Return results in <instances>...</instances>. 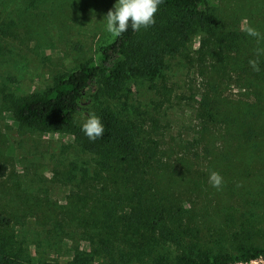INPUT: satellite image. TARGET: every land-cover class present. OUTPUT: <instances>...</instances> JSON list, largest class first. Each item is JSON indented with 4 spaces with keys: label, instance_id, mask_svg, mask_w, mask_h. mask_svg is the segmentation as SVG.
<instances>
[{
    "label": "trees",
    "instance_id": "trees-1",
    "mask_svg": "<svg viewBox=\"0 0 264 264\" xmlns=\"http://www.w3.org/2000/svg\"><path fill=\"white\" fill-rule=\"evenodd\" d=\"M226 15L208 0H163L155 25L129 27L96 59L56 75L46 91L10 101L18 124L67 133L92 160L72 175L71 192L51 222L50 233L70 243L73 255L65 264H231L264 253L247 242L264 218V194L249 190L264 171V55L259 72L249 65L264 40L238 28L236 11ZM249 24L264 35V23ZM196 38L188 61L203 82L190 109L197 131L165 146L159 111L172 89L164 73ZM136 81L161 95L151 112L130 104ZM231 86L243 93L227 96ZM91 112L104 125L95 141L81 130ZM213 171L223 177L220 189L206 181ZM11 221L0 210V231ZM13 244L12 237L0 238V264H17Z\"/></svg>",
    "mask_w": 264,
    "mask_h": 264
},
{
    "label": "rangeland",
    "instance_id": "rangeland-1",
    "mask_svg": "<svg viewBox=\"0 0 264 264\" xmlns=\"http://www.w3.org/2000/svg\"><path fill=\"white\" fill-rule=\"evenodd\" d=\"M6 1L0 0V166L5 167L0 176V210L12 221L11 227L0 231V238H13L11 257L17 264H65L73 252L60 232L56 236L50 233L51 222L71 192L72 175L84 161L89 164L92 160L80 153L67 133H42L18 124L10 111V101L42 93L51 87L56 75L68 74L96 59L101 48L114 39L106 31L104 18L117 0ZM208 2L222 17L236 11L240 30L245 20L264 23V0ZM197 45L198 38L185 54L168 61L164 73L166 85L172 89L170 102L159 111L166 132L165 146L171 145V139H191L197 131L190 109L195 104L192 97L199 98L196 93L201 92L203 82L188 61V57H194ZM132 85L130 104L138 111L151 112L161 95L155 94L147 81ZM224 92L237 98L243 90L231 86ZM73 163L77 164L74 168ZM255 177L258 180L251 182L250 193L262 197L264 171ZM50 214L53 216L48 219ZM257 227L261 232L249 233L247 242L264 248V218ZM81 248L88 250V244L81 242ZM224 250L235 249L224 245Z\"/></svg>",
    "mask_w": 264,
    "mask_h": 264
},
{
    "label": "clouds",
    "instance_id": "clouds-1",
    "mask_svg": "<svg viewBox=\"0 0 264 264\" xmlns=\"http://www.w3.org/2000/svg\"><path fill=\"white\" fill-rule=\"evenodd\" d=\"M163 0H117L113 9H110L106 16V31L114 37L121 36L129 27L133 31L147 29L155 25V16L159 11ZM244 31L248 36L256 38L259 42L264 40L262 35L256 28L252 27L246 20L244 21ZM257 59L249 60V65L255 72L260 71L259 59L260 55H264V49H257ZM82 132L89 140L95 141L102 137L104 133V125L101 118L94 112L88 113L87 118L82 124ZM209 182L217 189L223 184V177L218 172H211Z\"/></svg>",
    "mask_w": 264,
    "mask_h": 264
},
{
    "label": "built area",
    "instance_id": "built-area-1",
    "mask_svg": "<svg viewBox=\"0 0 264 264\" xmlns=\"http://www.w3.org/2000/svg\"><path fill=\"white\" fill-rule=\"evenodd\" d=\"M231 264H264V253L254 260H250L248 262L231 263Z\"/></svg>",
    "mask_w": 264,
    "mask_h": 264
}]
</instances>
